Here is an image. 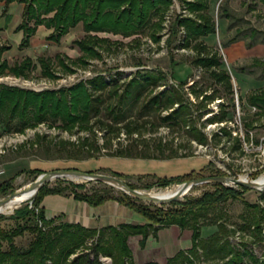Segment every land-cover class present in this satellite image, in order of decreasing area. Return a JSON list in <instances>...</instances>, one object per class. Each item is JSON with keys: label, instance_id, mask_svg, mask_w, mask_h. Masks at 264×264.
Returning <instances> with one entry per match:
<instances>
[{"label": "trees", "instance_id": "trees-1", "mask_svg": "<svg viewBox=\"0 0 264 264\" xmlns=\"http://www.w3.org/2000/svg\"><path fill=\"white\" fill-rule=\"evenodd\" d=\"M11 0H5L7 4ZM24 2L22 20L16 29H22L23 36L19 46L29 43L30 36L36 26L43 23L52 27L47 35L48 39L58 42L70 27L78 22L86 33L74 40L80 54L69 57L57 52L54 55L57 63L63 70H72L70 64H84L89 58L102 56V51L109 48L111 43L119 44V40H112L108 36L98 35L96 32H112L122 36L140 33L146 27L152 39H160L159 30L162 28L166 11L170 8L172 0H19ZM214 0H181L182 9L187 13H176L171 24L168 43L173 38H178L181 46L192 47L195 54L191 62L205 69L214 82L220 83L228 94L233 93L231 76L224 66L221 55L217 50L208 47L203 39L216 30V24L211 12V3ZM264 5V0H259ZM224 0H220V16L228 15L224 7ZM4 11V10H3ZM32 21V24L30 23ZM181 31V34L178 33ZM138 42L136 35L132 38ZM235 38L223 41L226 46ZM6 45H0V73L5 70L15 75H26L29 68L34 65L30 56H24L21 60L9 65L2 57ZM41 73L54 76L52 61L49 56H38ZM253 60L264 61V58L253 57ZM136 74L127 83L119 94L121 102L123 96L130 93L129 86H136L135 96L139 98L148 84L155 85L161 78V74L152 70H137ZM115 80H106L105 74L98 73L90 77L80 79L68 86L59 88H46L33 90L0 82V133L6 131L23 130L26 126H33L38 122H46L48 125H57L68 132L85 130L87 135L79 136L76 141L70 139H53L44 135L36 136V145L41 146L48 153H54L57 158L68 160H82L94 157V151L100 149L96 143V125H104L105 134L117 132L124 128L129 134L137 130L141 122L136 119L127 120L121 125L115 105L106 101L105 93L117 95V87L111 88ZM185 80L179 81L178 87L172 86L166 90H160L148 97L142 103L143 108L156 107L159 111L171 108L167 113H158L156 122H150L152 126L168 123L172 128H185L189 136L198 142L205 143L207 134L195 124L196 118L202 116L203 110L199 105H194L185 96L183 91ZM110 87V88H109ZM219 95V90L213 88L211 93H204L203 97L209 100ZM185 97V98H184ZM241 102V96L238 95ZM246 101L257 107L259 114L264 113V86L254 89L246 97ZM122 103V102H121ZM177 103L176 106L174 104ZM220 110L206 117L209 122H223L219 129L211 137L220 140L222 136H231V128L227 121L232 108L235 107L233 96L229 108L219 103ZM110 114L108 121L101 117L102 114ZM253 118L244 122L246 128L254 126ZM154 121V120H153ZM101 127V126H100ZM232 149L243 151L242 138L235 134ZM246 139L249 134L246 131ZM257 142L258 139H255ZM165 145L161 140L154 147L162 151ZM116 155L144 156V151L138 145L117 148ZM211 163L210 160L207 161ZM69 166V165H68ZM72 166V165H71ZM76 167V166H73ZM101 168L111 170V173L122 178H127L126 173L111 169L108 166H96L88 171H96ZM30 171L42 172L37 167L29 168ZM224 174L219 169L208 175ZM204 176L201 168L171 175H155V180L146 186H165L170 182H182L190 178ZM0 180V195L10 192L11 179ZM87 181H74L67 178H57L55 184L44 183L30 198L20 206L14 208L9 215L15 220V225L7 229L0 228V264H133L131 249L128 245V236L141 234L140 244L143 245L150 231L153 233L159 227L178 225L191 229V246L179 249L175 254L166 259L165 264H197V260L219 259L220 264H241L244 256L253 259L254 255L247 241L240 240L239 245L231 240V235L236 231L251 234L253 241L264 242V191L260 193L263 203L259 201L249 202L242 197V191L249 189L246 186L238 187L222 183H212L213 188L205 189L197 196H185L184 199L172 200L166 203L137 202V198L124 192L119 195L109 193V188L82 190ZM130 186L136 185L125 180ZM108 187L112 188V185ZM46 193L71 194L73 197L86 201L89 204H99L107 199H115L132 210L139 213L146 222H120L116 225L108 224L100 227H89L78 222L64 221L59 215L47 217L44 207L40 204ZM228 198L240 199L245 210L240 214L241 221L236 226H229L227 214L220 210V204ZM215 224L216 228L207 235L201 234V226ZM24 230L32 233L26 245L17 244L13 238L22 234ZM103 256L109 257L105 263ZM144 264H157L155 261H147Z\"/></svg>", "mask_w": 264, "mask_h": 264}, {"label": "rangeland", "instance_id": "rangeland-1", "mask_svg": "<svg viewBox=\"0 0 264 264\" xmlns=\"http://www.w3.org/2000/svg\"><path fill=\"white\" fill-rule=\"evenodd\" d=\"M16 6H11L10 10L13 15L5 20V23H7L5 34L0 32V45L7 46L2 53V57L11 65L24 56H30L34 65L29 68L25 76L15 75L8 70L1 72L0 82L43 90V87L50 89L68 86L80 79L102 73L105 74L107 81L111 79L116 82L111 88L117 87V95H109L107 91L105 102L116 106L113 113H117L119 116L117 124L121 125L127 120L136 119L141 122V125L130 134L123 127L117 132L105 134L104 125H96L95 139L100 149L94 151V157L82 160H68L57 158L54 153L48 154L43 147L36 145V136L45 134L48 138L57 140L64 138L76 141L79 136L87 135L85 130L68 132L57 125L47 126L48 123L45 122V128L42 131H36L34 134L29 135L25 134L27 138L23 140H21L20 135L15 142L7 139L0 140L2 142V145H0V179L14 175L11 179L12 189L18 188L36 177L37 172L29 170L31 167L41 168L45 171L73 166L81 170L92 169L96 166H108L111 169L126 173L128 177L122 179L134 183L136 188L147 191L164 189L180 183L170 182L165 186L156 184L146 186L155 180V175L171 176L191 169L198 170L201 168L204 175L219 169L224 174L241 175L250 179L264 174V113L259 114L257 112L258 108L246 101L249 92L264 86V61L253 60V57L264 58V5L259 0H225L224 7L228 12L229 19L226 21L223 18L226 23L223 26H216L214 33L204 37L208 47L217 50L221 55L224 66L231 76L232 94H228L222 84L214 82L205 69L191 62L192 56L195 54L192 47L181 46L177 37L168 43L172 20L176 13H187L185 9H182L181 0H172L170 8L166 11L162 28L158 32L160 35L158 41L153 40L149 35L148 27L140 33L125 37L112 32L98 31L96 32L98 35L108 36L112 40H119L120 43H111L109 48L101 50L102 56L89 58L84 64H70L71 71L63 70L54 55L61 52L73 58L80 54L74 40L86 33L82 23L79 22L70 27L57 43L45 36H36L28 46H19L18 42L8 37L11 33L9 25L15 18ZM211 12L215 23L217 20L220 22V0H214L211 3ZM181 31L183 29L180 30L178 35L181 34ZM136 35L139 37L138 42L132 40ZM232 38L237 39L239 47L237 48V44L233 45L236 50L232 52V57H230L228 47L222 46V42ZM252 46L257 50L250 51ZM240 49H245V51L240 53ZM38 56H49L51 58L54 76L41 73L37 60ZM137 70H152L161 74V78L155 85L148 84L139 98L134 97L136 86H129L130 93L123 96L121 103L119 94L122 93L132 76L138 72ZM181 80H185L182 86L184 95L194 105L198 104L199 110H208L201 117L196 118L195 121L196 126L202 127L208 136L205 143L191 138L186 129L182 127L172 128L168 123H162L158 126L150 125L151 121L153 123L157 121L155 116L158 113H167L171 108L159 111L153 106L148 108L141 106L149 96L156 92L166 90L172 86L178 87ZM213 88L219 90L218 96L220 97L216 96L212 100L203 97L204 93H211ZM238 95L242 98L241 102ZM231 96L234 98L235 107L232 108L234 111L229 113L232 116L228 119L227 124L231 128L232 137L238 134L242 138V152L231 148L234 141L232 137L222 136L218 141L211 137L223 122H209L206 119L213 112L220 110L219 103H223V107L229 108ZM176 105L177 103L174 104V106ZM112 115L106 113L102 114L101 117L109 121ZM250 118H253L254 126L248 129L244 122ZM3 127L0 123V128ZM27 127L30 126L15 131H25ZM246 131L249 134V139L245 138ZM255 139H258V141L256 142ZM159 140L165 145L162 151L154 147ZM128 145H138L144 151V156L135 157L115 154L117 148H125ZM208 160L211 161L210 164L207 163ZM96 171L111 173V170L105 168ZM57 178L62 177H54L48 181V184H55ZM64 178L70 179L68 177ZM71 180L87 181L82 179ZM88 180L82 190L109 188V193L114 195H119L122 192L113 185L112 188L108 187L111 184L107 182L94 179ZM233 186L238 187V185ZM211 188H213L212 182L193 184L179 199L182 200L185 196H197L205 189ZM263 191L249 188L242 191V197L249 202L259 201L263 203V199L260 197V193ZM3 195L1 194L0 197ZM25 200L10 210L0 212V228L7 229L15 225V220L9 215L14 208L20 206ZM136 201L149 203L138 198ZM163 203L168 204L169 202ZM220 210L225 211L227 214L228 225L237 227L241 221L240 214L245 210V206L240 199L228 198L220 204ZM136 214L138 218H142V222H146V219L139 213ZM214 228H216L215 224L202 225L201 234L207 235ZM241 234L236 231L231 235V240L240 248H242L239 245L240 240L247 241V245L255 258L246 255L241 264H264V242L253 241L249 232H245L244 236ZM31 236L32 233L29 230H24L22 234L14 236L13 240L17 244L26 245ZM131 246L136 253V245L132 241ZM197 264H220V260H197Z\"/></svg>", "mask_w": 264, "mask_h": 264}, {"label": "crops", "instance_id": "crops-1", "mask_svg": "<svg viewBox=\"0 0 264 264\" xmlns=\"http://www.w3.org/2000/svg\"><path fill=\"white\" fill-rule=\"evenodd\" d=\"M12 5H17V9L14 16L15 18L9 25L11 33L8 37L19 44L23 36V31L22 29H16V26L22 20L24 2L11 0L6 4L5 0H0V32H5V28L7 27L5 20L11 18L13 15L10 10ZM223 18L227 21L229 16L221 15V21L219 22V20H217V24L215 23L216 26H223L224 23H226ZM30 23L32 24V21ZM52 29V27H47L43 23L38 24L34 33L30 36L29 43L25 46H28L36 36H45L47 38V35ZM211 34L212 33L208 35ZM204 37L205 36H203V39ZM49 40L53 41L52 39ZM229 44L225 47H228V53L230 57H232V52L236 50V47H233V45L237 44V48L239 45L237 39ZM254 50H257V48L253 46L250 47V51L253 52ZM239 51L242 53L245 49H240ZM40 204L44 207V213L47 217L59 215L60 219L64 221L78 222L89 227H100L108 224L116 225L126 221L142 222V218L137 217V212L115 199H107L99 204L93 205L77 199L71 194L46 193L42 197ZM191 234V229L172 224L159 227L155 233L150 231L143 245L140 244L141 234L129 235L128 245L131 249L133 264H144L147 261L165 264L166 259L175 254L179 249H186L191 246ZM131 241L136 245V253L131 246Z\"/></svg>", "mask_w": 264, "mask_h": 264}, {"label": "water", "instance_id": "water-1", "mask_svg": "<svg viewBox=\"0 0 264 264\" xmlns=\"http://www.w3.org/2000/svg\"><path fill=\"white\" fill-rule=\"evenodd\" d=\"M58 176L68 177L70 179H82V180L94 179V180L104 181V182H107L108 184H111L119 188L122 192L132 197H135V198H138L144 201H148V202H154V203H163V202H170L172 200H177L181 196H183L193 184L201 183V182L222 183V184L231 185V186L243 185L248 188H255L261 191L264 190V174H262V180L259 182L256 179L260 175L258 177L250 179L246 176H241V175L233 176V175H228V174H214V175H204V176L184 180L178 183V184H181L178 190H176L172 194H169L168 196L159 198L157 196H154V194H152L150 190L147 191L144 189L132 187L124 179H122L121 177L117 175L111 174V173L81 170V169L74 168V167H63V168H55V169L42 171L39 174H37L36 177L30 180L29 182L1 196L0 197V212H1L2 206L6 202L12 200L14 197L27 193L29 194L27 198H29L44 183Z\"/></svg>", "mask_w": 264, "mask_h": 264}, {"label": "built area", "instance_id": "built-area-1", "mask_svg": "<svg viewBox=\"0 0 264 264\" xmlns=\"http://www.w3.org/2000/svg\"><path fill=\"white\" fill-rule=\"evenodd\" d=\"M75 72V71H74ZM73 73V72H71ZM35 89V88H32ZM41 89V88H40ZM40 89H35V90H40ZM42 89H45L44 87ZM49 126V125H47ZM45 128V122H38L36 125L34 126H30L27 127L25 131H6V132H2L0 133V140L4 141V140H9V141H16L17 137H19V135L22 137L21 140H23L24 138H27V136L25 134H34L36 131H42ZM3 138V139H2ZM0 145H2V142H0ZM2 151L4 150L3 148L1 149ZM103 261L105 263L109 262V257L107 256H103L102 257Z\"/></svg>", "mask_w": 264, "mask_h": 264}, {"label": "bare ground", "instance_id": "bare-ground-1", "mask_svg": "<svg viewBox=\"0 0 264 264\" xmlns=\"http://www.w3.org/2000/svg\"><path fill=\"white\" fill-rule=\"evenodd\" d=\"M258 182L262 180V175H260L257 179ZM181 184H176L172 187H166L164 189H158V190H150V192L152 194H154V196H157L159 198H163L165 196H168L169 194H172L173 192H175L176 190H178L180 188ZM29 194H22L19 196L14 197L12 200L6 202L2 208L1 211H6V210H10L12 209L14 206H16L17 204H19L20 202H22L23 200H25L27 198ZM28 199V198H27Z\"/></svg>", "mask_w": 264, "mask_h": 264}]
</instances>
